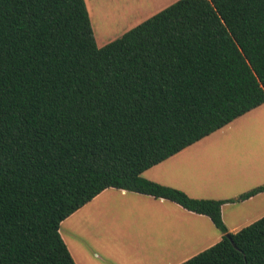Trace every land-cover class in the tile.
<instances>
[{
  "label": "trees",
  "instance_id": "trees-1",
  "mask_svg": "<svg viewBox=\"0 0 264 264\" xmlns=\"http://www.w3.org/2000/svg\"><path fill=\"white\" fill-rule=\"evenodd\" d=\"M264 105V0H179L103 47L85 0H0V264H77L61 226L113 189L208 217L220 242L182 264H264V217L148 180ZM231 235L232 240L227 237Z\"/></svg>",
  "mask_w": 264,
  "mask_h": 264
},
{
  "label": "rangeland",
  "instance_id": "rangeland-1",
  "mask_svg": "<svg viewBox=\"0 0 264 264\" xmlns=\"http://www.w3.org/2000/svg\"><path fill=\"white\" fill-rule=\"evenodd\" d=\"M85 1L97 44L103 47L179 0ZM161 166L142 176L155 181L163 178L161 173L174 170L181 181H172L176 177L167 181L195 199H238L264 185V105L196 143L184 158ZM148 200L114 192L64 222L61 234L73 251L80 245L89 253L95 250L94 254L111 259L113 264H163L165 260L166 264H180L218 242L217 234L222 232L212 224L214 233L203 242H186L184 250L176 253L169 247L174 242L166 241L161 227L152 224ZM262 217L264 196L226 203L223 208V220L234 231ZM166 248L174 253L162 260Z\"/></svg>",
  "mask_w": 264,
  "mask_h": 264
},
{
  "label": "crops",
  "instance_id": "crops-1",
  "mask_svg": "<svg viewBox=\"0 0 264 264\" xmlns=\"http://www.w3.org/2000/svg\"><path fill=\"white\" fill-rule=\"evenodd\" d=\"M194 145L186 148L185 150L181 151L177 155L169 158L168 160H166V161H164V162L160 163L159 165H156L152 168L162 167L161 165H164V163H174V162L180 160L181 158H184L191 151V149H193ZM160 169L162 170V168H159V170ZM174 174H175L174 170L168 171L165 174L161 173V177H163V178L156 179L155 181L157 183L165 185V186L168 185L169 187L171 186L173 188L174 187L177 188V186L171 185V183H169L167 181V179H171V178L176 177ZM147 179L152 181L155 178H152V179L147 178ZM172 181L180 182L181 178L176 177V178L172 179ZM166 182H168V183H166ZM114 192L120 193L121 195H124V196H127L129 194H135V193H130V192H126V191L109 189V190L103 192L101 195H99L93 201H95L97 199L106 198V197H112V195H114ZM135 195L146 197L147 199H149L151 201L150 202L148 200L151 203V204L148 203L150 205L149 210H151V213H150L151 222L153 225H155V227H158V226L161 227V230L163 231L164 236L166 237V241L172 240L174 242V244L170 245L169 247L175 248L176 253H180L184 250V247L187 245L186 242H190V243L193 242V244H197V243L203 242V239L207 235L214 233V229L212 227L213 223L208 217L197 215L195 213L186 211L185 209L181 208L180 206H178V205H176L170 201H166L163 199H155L153 197L140 195V194H135ZM261 196H264V193H261L255 197L247 200V201L257 199L258 197H261ZM243 202H246V201H243ZM91 203H89L88 205H90ZM88 205H86L85 207H87ZM224 206H223V208H224ZM84 208H82V209H84ZM223 208H222V213H223ZM81 210L77 211L70 218L74 217V215L79 213ZM70 218L67 219L66 221L70 220ZM66 221H64V222H66ZM228 229H229L230 233H237L238 232V231H234L230 228H228ZM61 231H62V226H61ZM215 233L217 234V232H215ZM223 236L224 235L222 233L217 234L218 242H220L222 240ZM62 237H64V236L62 235ZM63 239L65 242H67L65 238H63ZM66 244H67V246H68V248H69V250H70V252H71V254H72V256H73V258L77 264H95V263H98V264H110L111 263V264H113L110 261L111 259L106 258L100 254H94V253H96L95 250L94 251L92 250V252L89 253L83 247L78 245V246L74 247V251H73V249L71 248V245L68 242ZM212 246L213 245H211L210 247H212ZM177 247L179 248V250L177 249ZM210 247H208V248H210ZM208 248H206V249H208ZM206 249H204V250H206ZM172 251H173V249L168 250L166 248V250L163 252V254L161 253V256H163L162 260L166 259L168 256L170 257V255L172 253H174ZM203 251H201V252H203ZM201 252H199V253H201ZM196 255H194V256H196ZM186 261H184V262H186ZM184 262H182V263H184ZM182 263H180V264H182ZM163 264H166V260L163 261Z\"/></svg>",
  "mask_w": 264,
  "mask_h": 264
},
{
  "label": "water",
  "instance_id": "water-1",
  "mask_svg": "<svg viewBox=\"0 0 264 264\" xmlns=\"http://www.w3.org/2000/svg\"><path fill=\"white\" fill-rule=\"evenodd\" d=\"M227 237H228L230 240H232V238H231V235H230V234H227Z\"/></svg>",
  "mask_w": 264,
  "mask_h": 264
}]
</instances>
